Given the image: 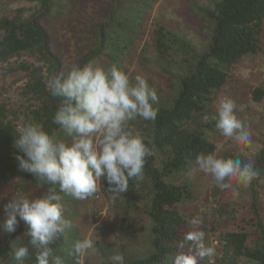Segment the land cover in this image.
I'll list each match as a JSON object with an SVG mask.
<instances>
[{
    "label": "trees",
    "instance_id": "trees-1",
    "mask_svg": "<svg viewBox=\"0 0 264 264\" xmlns=\"http://www.w3.org/2000/svg\"><path fill=\"white\" fill-rule=\"evenodd\" d=\"M23 1L29 6L17 9L12 16L0 18V62L4 64L27 53L39 63L25 61L18 68L29 72L24 95H34L40 100L39 106L30 111L26 123L39 124L49 135L66 142L70 136L54 123L59 100L46 89L43 74L69 70L63 68L54 45L58 43L59 30L71 24L75 0ZM152 6L153 0L117 1L106 21L96 27L95 47L77 65L83 67L104 55L106 69L116 65L126 72L124 60L143 32ZM200 13L209 29L208 41L202 49L159 21L151 27L149 39L153 45V61L168 76L170 90L149 83L159 97L158 104L154 105L159 109L158 116L155 121L139 117L130 121L134 133L154 148V154L146 158L144 181L138 185L130 181V188L141 191L140 204H134V209L136 213H144L149 223L145 229L147 246L137 255L135 252L124 255V264H170L174 261L177 245L187 232L179 205L191 198L192 190L191 183H175L172 178L188 171L197 155L215 154L216 145L206 134L215 123L203 118L210 115L230 69L244 56L256 54L261 49L264 0H216L213 6L200 8ZM142 55L140 57L144 58V51ZM263 96L262 88L252 92L255 101H260ZM17 136V126L9 119L6 104L0 103V182L20 179L26 184L42 187L47 194L50 185L19 170L15 156L27 157L14 146ZM259 155L264 159V149ZM257 182V179L251 182L250 191L252 215L248 223L252 231H230L223 236L225 253L232 259V264H236L237 258H244L250 264H264V216L257 203ZM26 229L24 222L15 232L7 233L5 240L0 239V264H20L14 259V251L21 246H29L31 253L23 264H36L29 238L24 236ZM77 240L82 238L72 227L51 247L65 264H75V255L70 253Z\"/></svg>",
    "mask_w": 264,
    "mask_h": 264
},
{
    "label": "clouds",
    "instance_id": "clouds-1",
    "mask_svg": "<svg viewBox=\"0 0 264 264\" xmlns=\"http://www.w3.org/2000/svg\"><path fill=\"white\" fill-rule=\"evenodd\" d=\"M44 82L50 95L59 100L54 123L71 137V143L49 135L36 123L17 129L14 146L27 157L15 156L19 170L51 187L46 195L35 199L14 196L5 205L7 219L3 229L15 232L19 216L27 226L24 236L29 238L36 264H65L51 247L73 227L72 220L64 215L60 193L77 200L88 199L99 191L98 181L103 179L108 183V191L118 197L130 190V181L142 183L146 158L154 154V148L134 133L130 121L138 117L155 121L159 109L154 105L159 97L146 78L136 75L133 80L116 65L106 69L91 62L83 67L73 64L67 72L46 74ZM236 109L233 99L221 98L215 127L238 144H251V125L238 118ZM196 170L211 175L218 188L230 189L233 194L238 193L239 186L247 187L260 177L252 160L225 159L213 153L197 155L189 176ZM189 224L191 229L179 241L173 264H200L204 260L214 264L216 249L206 244L202 221L193 218ZM90 251H96L94 241L84 238L75 242L70 255H75V264H85ZM30 255L29 246L14 251V259L20 264ZM110 260L124 264L119 253Z\"/></svg>",
    "mask_w": 264,
    "mask_h": 264
},
{
    "label": "rangeland",
    "instance_id": "rangeland-1",
    "mask_svg": "<svg viewBox=\"0 0 264 264\" xmlns=\"http://www.w3.org/2000/svg\"><path fill=\"white\" fill-rule=\"evenodd\" d=\"M123 0H75L74 17L70 26L59 30L57 47L58 54L65 70L71 65L79 63L91 49L95 47L96 27L100 22L106 21L113 5ZM216 0H153V6L149 11L143 32L134 44L131 53L124 60L126 73L134 80L136 75L146 78L147 83L160 87L166 91L169 88V78L163 74L153 61V45L150 41L152 24L161 22L169 29H173L189 39L199 48H204L208 41L207 23L202 19L200 8L211 7ZM29 3L23 0H0V18L12 16L17 9L28 7ZM144 51V58H141ZM257 54L243 57L229 71L227 82L215 100L208 120L216 124L217 105L221 98L228 97L237 104L236 114L246 125H251L250 132L253 137L251 144H238L231 138L223 136L213 124L208 129L207 138L215 143V154L218 157L228 158L225 155L240 157L242 160L250 159L254 167L259 171L257 179L258 205L264 216V159L259 153L264 149V96L260 101L252 98L255 88L264 90V74L250 80L248 65L254 62ZM261 55V54H260ZM143 56V55H142ZM260 59V58H259ZM258 59V60H259ZM34 63L37 61L27 53L4 63L9 80L1 85L0 103L6 104L9 119L14 122L17 129L26 124L29 113L39 106L40 100L34 95H24V87L29 81V72L18 69L22 62ZM91 63L105 67L104 55ZM46 74L43 76L46 78ZM250 74V73H249ZM44 78V80H45ZM205 118H203L204 120ZM71 143V137L66 139ZM195 167V163L191 168ZM183 172L172 178L175 183H191L192 196L179 205L186 220V230L191 226L189 221L199 218L202 221L201 229L205 231V242L214 246L217 255L214 264H232V259L225 253L223 236L226 232L243 230L252 231L248 223L251 217L249 209L251 184L247 187L239 186L237 194L229 190H221L216 186L213 177L202 171L196 170L191 176L189 171ZM98 181L99 191L88 199L77 200L72 196L61 192L64 215L72 220L73 227L78 235L91 238L94 241L96 251L89 252L85 257V264H113L110 257L116 253L128 255L144 250L147 246L146 231L149 223L144 213L135 212L134 204H140V189L130 188L126 193L118 197L108 191L107 181ZM234 186H235V182ZM16 195H23L29 199H35L46 195L42 187L32 183H24L15 179L10 183L0 182V239L5 240L7 234L3 224L7 219L5 205ZM128 211V214L123 212ZM122 212V213H121ZM18 226L24 223L19 216ZM17 226V227H18ZM252 243V238L250 240ZM236 264H250L244 258H237ZM173 264V261L170 263ZM200 264H208L207 260Z\"/></svg>",
    "mask_w": 264,
    "mask_h": 264
},
{
    "label": "crops",
    "instance_id": "crops-1",
    "mask_svg": "<svg viewBox=\"0 0 264 264\" xmlns=\"http://www.w3.org/2000/svg\"><path fill=\"white\" fill-rule=\"evenodd\" d=\"M257 53L259 54V55L255 56L257 59L254 62H251L250 65L247 66L248 67V75H249L250 80H256L257 77L262 76V74H264V37H263L261 49ZM246 56H248V55H246ZM246 56H244V57H246ZM10 76H11V74L8 73L4 64L0 62V88H1V85L5 84V82H7L9 80ZM0 101H1V95H0Z\"/></svg>",
    "mask_w": 264,
    "mask_h": 264
}]
</instances>
